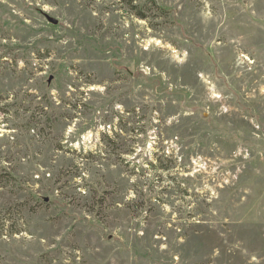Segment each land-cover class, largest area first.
I'll use <instances>...</instances> for the list:
<instances>
[{
	"label": "rangeland",
	"instance_id": "obj_1",
	"mask_svg": "<svg viewBox=\"0 0 264 264\" xmlns=\"http://www.w3.org/2000/svg\"><path fill=\"white\" fill-rule=\"evenodd\" d=\"M0 264H264V0H0Z\"/></svg>",
	"mask_w": 264,
	"mask_h": 264
},
{
	"label": "water",
	"instance_id": "obj_2",
	"mask_svg": "<svg viewBox=\"0 0 264 264\" xmlns=\"http://www.w3.org/2000/svg\"><path fill=\"white\" fill-rule=\"evenodd\" d=\"M50 21L54 24V25H57V20H53V19H50Z\"/></svg>",
	"mask_w": 264,
	"mask_h": 264
}]
</instances>
